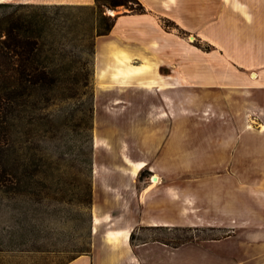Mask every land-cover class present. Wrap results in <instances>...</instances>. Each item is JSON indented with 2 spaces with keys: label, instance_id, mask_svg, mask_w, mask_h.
Here are the masks:
<instances>
[{
  "label": "crops",
  "instance_id": "1",
  "mask_svg": "<svg viewBox=\"0 0 264 264\" xmlns=\"http://www.w3.org/2000/svg\"><path fill=\"white\" fill-rule=\"evenodd\" d=\"M141 1L146 11L122 13L112 31L97 39L93 196L94 217L106 228L102 237L93 228L91 253L67 264H264V0ZM189 32L206 40L219 38L222 52L199 48L187 37ZM249 41L254 43L251 52ZM221 56L229 119L235 125L199 132L189 128V119H199L186 106L200 97L194 89L215 86L205 80L216 72ZM125 61L146 66V73L117 75ZM232 61L237 71L227 63ZM217 135L232 155L228 169L238 166L241 176L219 173L205 180L201 173L184 175V170L214 166L185 161L187 139ZM147 170L160 181L144 177ZM185 218L192 226L223 228L226 234L175 247L132 241L140 222L176 226L186 223Z\"/></svg>",
  "mask_w": 264,
  "mask_h": 264
},
{
  "label": "rangeland",
  "instance_id": "2",
  "mask_svg": "<svg viewBox=\"0 0 264 264\" xmlns=\"http://www.w3.org/2000/svg\"><path fill=\"white\" fill-rule=\"evenodd\" d=\"M12 1L20 2H8ZM102 9L112 16L130 11L124 5H104ZM93 10L71 7L61 11V19L67 20L72 33L65 46L66 58L56 67L63 72L71 70V78L55 88L28 90L31 95H22L19 103L16 102L13 119L8 123L10 136L5 137V131L0 129V264H67L93 249L95 51L101 36L96 35L100 21ZM216 16L222 17V7L216 8ZM186 35L199 48L222 52L219 38L206 40L193 32ZM253 44L249 41L250 52ZM217 61L220 66L216 65V72L210 74V80H205L215 86L194 89L200 97L196 103L186 106L189 108L186 112L199 119L198 122L189 119V128L199 132L203 129L225 131L235 125L229 119L231 107L225 96L228 87L224 85L226 79L222 73L225 60L221 56ZM227 63L238 70L237 62ZM250 69L249 66L248 72ZM19 91L22 94L24 90ZM211 139L188 138L184 154L187 162L196 160L214 166L184 170L183 174L201 173L205 180L219 173L233 179L240 177L238 166L228 169L232 155L220 145L219 140L223 138L217 135L212 144L208 143ZM142 174L150 176L148 170ZM154 175L150 176L151 180ZM188 221L185 218L186 223L182 225L158 227L140 222L132 241H162L175 247L183 241L190 243L226 234L223 228L192 226ZM97 228L96 235L102 237L106 226L97 225ZM84 247L90 250H80Z\"/></svg>",
  "mask_w": 264,
  "mask_h": 264
},
{
  "label": "trees",
  "instance_id": "3",
  "mask_svg": "<svg viewBox=\"0 0 264 264\" xmlns=\"http://www.w3.org/2000/svg\"><path fill=\"white\" fill-rule=\"evenodd\" d=\"M104 5H124L133 12L146 11L141 0H96L94 5L0 2V124L4 125L0 129L5 131V137L10 136L8 123L22 95H31L28 90L34 88L58 87L71 78V70L63 72L56 67L66 58L65 46L72 33L67 20L61 19V11L71 7L94 9L100 21L96 28L98 36L110 33L121 15H106ZM19 89L24 90L22 94ZM133 236L134 233L132 239Z\"/></svg>",
  "mask_w": 264,
  "mask_h": 264
},
{
  "label": "bare ground",
  "instance_id": "4",
  "mask_svg": "<svg viewBox=\"0 0 264 264\" xmlns=\"http://www.w3.org/2000/svg\"><path fill=\"white\" fill-rule=\"evenodd\" d=\"M1 1H10V0H0V2ZM191 38L192 39H196V36L192 35ZM146 68H147L146 66H140V67H136L135 66L134 67V66L130 65L127 61H125L124 64H123V67L122 68H119L118 71L116 72V74L117 75H121V76L122 75H125L127 77H133V76H136V75H139V74L146 73L145 72L147 70ZM251 75H252V77H257L258 76V73L256 71H253ZM100 77H102V76L100 75ZM160 179H161V177L158 174H155L154 175V181L155 182H159ZM100 222H101V218L98 215H96L94 217V230H96L97 225L100 224ZM110 236L112 238H115L116 239L117 238V233L112 232V233H110Z\"/></svg>",
  "mask_w": 264,
  "mask_h": 264
},
{
  "label": "built area",
  "instance_id": "5",
  "mask_svg": "<svg viewBox=\"0 0 264 264\" xmlns=\"http://www.w3.org/2000/svg\"><path fill=\"white\" fill-rule=\"evenodd\" d=\"M152 180H153V178H152Z\"/></svg>",
  "mask_w": 264,
  "mask_h": 264
}]
</instances>
